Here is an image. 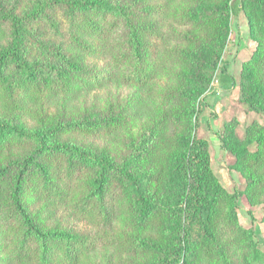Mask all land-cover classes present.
Here are the masks:
<instances>
[{"label": "trees", "instance_id": "16d2710c", "mask_svg": "<svg viewBox=\"0 0 264 264\" xmlns=\"http://www.w3.org/2000/svg\"><path fill=\"white\" fill-rule=\"evenodd\" d=\"M28 1L19 15L0 0L9 39L0 47V264H110L112 255L118 264H264L262 244L237 215L242 193L264 191V125L250 122L237 139L232 119L219 134L244 192L219 183L195 132L196 100L214 73L217 89L234 87L223 54L239 12L256 42L242 63L240 97L264 113V0ZM39 22L57 42L33 36L28 26ZM109 82L159 105L115 153L96 139L123 124V111H65ZM168 124L177 131L166 150L158 140ZM57 210L90 230L48 225Z\"/></svg>", "mask_w": 264, "mask_h": 264}, {"label": "rangeland", "instance_id": "374dc122", "mask_svg": "<svg viewBox=\"0 0 264 264\" xmlns=\"http://www.w3.org/2000/svg\"><path fill=\"white\" fill-rule=\"evenodd\" d=\"M28 0H5L3 9H11L15 13L21 15L24 8L29 5ZM54 22L60 24L62 30L64 23L60 10H54L49 13ZM7 23H3L0 27V47H4L8 43L6 36ZM28 30L39 40H55L54 34L42 23L29 25ZM57 35V34H56ZM58 36V35H57ZM229 42L223 54V60L230 61L229 72L234 79V87L232 89H217L216 77L217 73L211 78L208 88L202 92L196 100L197 108V128L196 135L205 139L207 142V152L209 157V165L216 176L219 183L227 190L234 189L244 192L245 178L232 165L235 158L230 151L221 147L219 134L223 131L224 123L236 119L237 123L234 127V137L242 139L245 127L252 121L264 125V113L260 111L249 110L248 106L242 101L240 94V76L243 69V62L248 60L256 48V42L249 35V27L243 12H239L231 21V32L229 34ZM25 45L30 43L26 40ZM29 48V47H28ZM173 68L169 67L163 71V75H167ZM160 76L159 78H161ZM165 77V76H164ZM158 78L157 89L162 87L165 78ZM141 96L143 102L139 105H133L129 102L130 98ZM145 91H137L134 88L120 85L116 82H109L100 89H94L87 93H82L74 99L68 101L65 105L66 115L79 117V114H98L106 115L108 113H117L123 111L127 117L123 124L120 125L114 133L106 135L97 140V145H106L115 153L121 149L123 139L129 133H135L141 128L142 123L149 122L155 116L158 100L150 97L147 98ZM185 106V105H184ZM48 114L55 111L54 105L46 103ZM132 107V108H131ZM131 108V109H130ZM140 127V128H139ZM177 129L170 124L164 128L162 132L163 138L160 136L158 144L161 148L167 147V144L175 136ZM221 133V134H222ZM87 138V137H86ZM87 140L92 141L94 139ZM231 147L235 146V142L230 143ZM168 147L166 148V150ZM264 191L247 195L242 193L237 200V215L239 222L246 227H250L254 233V238L261 243V249L264 252ZM46 208L40 210L41 216L47 213ZM48 225L58 226L61 229L73 231H88L90 226L85 222L79 221L76 217L68 214L66 211L57 210L54 214L47 217ZM195 228V232H196ZM110 264H118L114 256H111ZM115 261V262H114Z\"/></svg>", "mask_w": 264, "mask_h": 264}]
</instances>
